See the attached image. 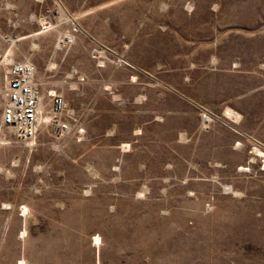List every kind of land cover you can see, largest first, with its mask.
Returning a JSON list of instances; mask_svg holds the SVG:
<instances>
[{"label": "rangeland", "instance_id": "rangeland-1", "mask_svg": "<svg viewBox=\"0 0 264 264\" xmlns=\"http://www.w3.org/2000/svg\"><path fill=\"white\" fill-rule=\"evenodd\" d=\"M18 61L0 264H264V0H0V111Z\"/></svg>", "mask_w": 264, "mask_h": 264}, {"label": "built area", "instance_id": "built-area-1", "mask_svg": "<svg viewBox=\"0 0 264 264\" xmlns=\"http://www.w3.org/2000/svg\"><path fill=\"white\" fill-rule=\"evenodd\" d=\"M2 92L0 126L12 129L22 139H33L37 132L39 100L32 66L27 62H13L4 74ZM50 96L53 113H60L63 109L61 95L53 93ZM60 128L66 130L67 125L61 123Z\"/></svg>", "mask_w": 264, "mask_h": 264}, {"label": "bare ground", "instance_id": "bare-ground-1", "mask_svg": "<svg viewBox=\"0 0 264 264\" xmlns=\"http://www.w3.org/2000/svg\"><path fill=\"white\" fill-rule=\"evenodd\" d=\"M234 114V113H233ZM232 118V117H231ZM115 202V201H114ZM117 203V202H116ZM129 203H130V201H129ZM6 205V204H5ZM127 206V205H126ZM102 210V209H101ZM131 210V209H130ZM128 213V212H127ZM98 215V214H97ZM119 216H120V214H119ZM131 216V215H130ZM128 217V216H127ZM131 219V218H130ZM129 221V220H128ZM118 224V223H117ZM98 226V225H97ZM126 231V230H125ZM61 237V236H60ZM133 238V237H132ZM131 238V239H132ZM56 239V238H55ZM60 239V238H59ZM121 239V238H120ZM80 240V239H79ZM122 240V239H121ZM56 243V242H55ZM59 243V242H58ZM45 245V244H44ZM129 246V245H128ZM62 249V248H61ZM80 250V249H79ZM35 257V256H34ZM37 258V257H36ZM50 258V257H49ZM55 259H56V257H55ZM62 261V260H61Z\"/></svg>", "mask_w": 264, "mask_h": 264}]
</instances>
